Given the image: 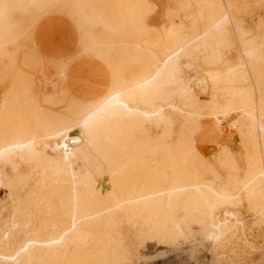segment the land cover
<instances>
[{
    "label": "bare ground",
    "instance_id": "bare-ground-1",
    "mask_svg": "<svg viewBox=\"0 0 264 264\" xmlns=\"http://www.w3.org/2000/svg\"><path fill=\"white\" fill-rule=\"evenodd\" d=\"M169 1L176 18L155 27L153 0H110L112 23L108 0H0V264H135L139 246L182 243L192 226L212 264L230 237L254 243L238 208L264 225V11L248 27L233 5L250 0H183L175 13ZM41 32L78 47L50 70L53 87L29 61ZM232 37L239 58L224 62ZM195 54L220 66L207 99L184 75ZM204 115L234 123L240 153L216 141L202 153Z\"/></svg>",
    "mask_w": 264,
    "mask_h": 264
},
{
    "label": "rangeland",
    "instance_id": "rangeland-1",
    "mask_svg": "<svg viewBox=\"0 0 264 264\" xmlns=\"http://www.w3.org/2000/svg\"><path fill=\"white\" fill-rule=\"evenodd\" d=\"M225 1H229L232 3V0ZM108 3L110 5L109 7L112 8L113 6L112 3L110 4V0H108ZM153 3L155 4L154 12L148 19L150 25H155V27H162L163 25L167 24L169 20L171 21L176 18V15L172 13L173 9L171 8L169 0H153ZM177 3L179 6L174 9V13L176 12L175 10L179 12V8L183 5L184 1L178 0ZM102 5L105 9V7L107 6V0H102ZM109 7H106L105 11L107 9L109 11H112H106L103 19L105 22H110L111 20L112 23V21H114L112 13L114 12V8L109 9ZM233 8L236 9V16L242 22H245L246 26L253 27L258 17H260L264 11V0H250L248 3H238L236 1L233 5ZM108 13H110V18L108 17ZM102 24H99L97 21H95V23L93 24V31H100L104 25ZM251 34L258 33L256 30L252 29L249 35ZM32 43L34 45V49H37L39 47L38 51H40V54L37 51V53L29 57V61L36 67L37 72H39L35 76V78L37 77L36 81L40 84L46 81L48 85L50 84L49 87L55 86L57 82L51 79V74H49L50 70H52L53 72L55 64H65L70 59H74L78 50L77 44L72 38L65 34V32H62L61 34L58 33L51 35L42 34V32L37 33L35 34ZM221 47L222 48H220V50H222L221 54L224 62H237L239 54L237 53L238 43L236 41V38L232 37L230 44H226ZM191 48H188L190 51L187 49L190 53L194 50ZM36 57L39 60H37ZM195 59L196 63L194 67H191L192 69H190V71L185 73L184 75L187 77L188 75L193 74L197 76V78L204 80L202 81V84L200 86L195 87V90L198 91L203 99H207L211 94H215L217 92V87L212 86L206 77L211 73L217 72L220 66H214L210 60H206V58L204 59L198 54H195ZM50 65L51 67H53L51 68ZM48 77L51 81L48 79ZM45 78L48 81L45 80ZM202 119L203 129L199 134L200 141H198V143L203 154H205L209 159L213 158L216 155V151L214 149L215 141L228 146L235 153L241 152L240 137L234 127V123L232 124L231 122L223 121V123H220L218 128H216L211 121H208L207 115H204ZM79 155L81 157L80 153ZM7 199L8 191L4 187L0 186V212L2 211V214L5 217L10 211V202ZM246 206L247 205H243L239 207L238 211H241L240 214L241 219L243 220V227L245 225L243 229H246V232L251 233L252 237H254V243L252 241L253 244L250 243L246 246H243L241 243V236L230 237L228 240H225L224 243L222 242V247H219L217 249L218 254L219 252L220 254L216 256V259H218V261L215 264H264V225L261 226V228L255 225L254 217H252L253 213L250 209H247ZM198 228L199 227L197 226H192V233L185 234L187 237L186 241L182 243L179 242L174 246H166L161 244V242L158 244L157 242L159 241L155 239H151V241L148 240L142 246H139L138 251L135 255V264H212L209 244L207 241H203V239H200L202 238V236L200 235L201 230L199 231ZM239 245H241V248L243 246V248L241 249ZM207 247H209V249ZM230 249L232 251H230ZM242 250L245 252H243ZM237 251L238 254L236 253Z\"/></svg>",
    "mask_w": 264,
    "mask_h": 264
}]
</instances>
